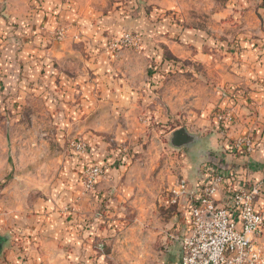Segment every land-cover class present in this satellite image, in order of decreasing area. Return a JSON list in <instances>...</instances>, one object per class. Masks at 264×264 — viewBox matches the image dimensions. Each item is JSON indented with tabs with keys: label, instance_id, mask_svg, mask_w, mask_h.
Here are the masks:
<instances>
[{
	"label": "rangeland",
	"instance_id": "obj_1",
	"mask_svg": "<svg viewBox=\"0 0 264 264\" xmlns=\"http://www.w3.org/2000/svg\"><path fill=\"white\" fill-rule=\"evenodd\" d=\"M262 1L0 0V264H162L167 233H177L140 221L172 215L163 202L169 176L177 177L173 190L183 179L176 157L186 149L172 143L174 131L209 137L194 123L228 127L235 107L264 119ZM251 70V84L218 89ZM94 166L103 169L96 180L112 170L141 173L145 187L131 189L119 214L107 212L85 173ZM49 198L64 243L45 262L42 227L23 229L21 218L10 225L14 215L39 214Z\"/></svg>",
	"mask_w": 264,
	"mask_h": 264
},
{
	"label": "crops",
	"instance_id": "obj_2",
	"mask_svg": "<svg viewBox=\"0 0 264 264\" xmlns=\"http://www.w3.org/2000/svg\"><path fill=\"white\" fill-rule=\"evenodd\" d=\"M105 1L107 0H89V2L94 3H102ZM178 46H182V43ZM170 48H172V50L174 51L178 49L177 45H172L171 43ZM201 55L202 54L200 53L196 56L199 58V56ZM232 76L233 75L226 76L227 78H230L228 79L230 81L226 79V83H224L222 86L218 85V89H224L225 85L227 89H234V87H236L234 85L237 84L238 86L239 84H243V82L251 84L253 81L252 77L256 76V73L252 71L251 73L246 74L244 76V79L240 76ZM238 81H240L239 84L237 83ZM252 93L254 94V92ZM212 100L213 104H217L216 98L212 97ZM231 112L234 113V120L228 127L219 128L218 126H216L217 128L215 129L213 123H211L208 119L203 120L202 123H200V121L194 123V128L196 130H200V126H203L204 128L201 130H205L207 133H209V137L200 138L186 129L188 133L193 136V141L187 145H184L183 147H186V149L191 150L192 154L187 153L188 151H186V149H183V151H181V157H176V162H180L179 169L181 170L182 178L185 179L187 182L186 190L180 195H175L172 190L178 185V181L176 180L177 177L169 176L170 179L168 181L169 183L167 184L168 199L166 200V203L163 202V204H165L166 210L171 207L170 211L172 215H170L167 220H164L163 223L160 222V224H157L159 220H157L156 216L153 217V215H151L153 218H150L148 221H140L142 225L148 224V227H157L165 225L166 228H173L175 230V233H177L176 235H173L172 232L167 233L170 239H165V248L159 252V258H162L164 260L162 264H174L181 260L182 240L184 235L189 231L191 225L189 203L192 199L198 197L201 194L204 184L207 182L208 178L211 175V170L208 169L209 167L217 166L223 171H228L233 176V179L235 178L239 181L248 179L252 182H255L260 180L264 176L263 116L260 115V118H258L257 121L255 118H253V111H246L244 109H237L235 107V109H232ZM259 112H261V110ZM221 133L223 134L221 135ZM223 135H225L226 137H223ZM221 137H223L224 139H222ZM247 137H250L252 139V146L254 147L252 152L243 154L241 152L231 151L229 149L231 141L239 140L241 138L246 139ZM244 146L245 145L243 144V147ZM213 151L217 152V157H215V155L211 157ZM235 152H237L238 154H236ZM240 153L243 155H239ZM205 155L210 156L205 159ZM202 157H204V159H201ZM178 159H180V161H178ZM140 175L126 174L125 171L123 173L114 172V170H112V172H110L109 174H105L104 176L100 177L98 180L95 181L98 185V190H100L98 191V193L100 192L102 200L105 201L107 212L119 214V211H121V202L128 201L127 198L128 195H130L131 189L134 190L135 186H139L138 189H142L145 187V184L143 183ZM134 178L135 183H131ZM128 180L133 186H130L131 184L128 185ZM228 180L229 178H226L224 185H221L220 192L217 195L218 198H223V187L225 186V184H227ZM83 197L86 204V208L84 207L85 211L87 212V214H89L90 212H93L94 208L92 192L85 188V191H83ZM52 207V199H45L41 210L39 209V214H36V216L31 217H28L26 215L19 216L18 214L14 215V222L10 225L11 227L13 226L14 228H16L17 224H15V218L18 219L16 223H20L21 218V224L23 229L42 227L43 233L46 234L44 236H41L42 246L40 248V251L42 253H46V255L41 258L44 261L45 259H47V257L54 259L56 249L59 247L60 242L64 243V241H61V238L58 237L59 235H57L56 233V222H54L55 217L53 214L54 210ZM72 207L75 211V209L79 208V205L73 204ZM257 208L264 213V185L257 201ZM59 209L60 208L57 207L56 211H58ZM140 211L154 212L156 211V209H146V207L141 206ZM34 219H36V222H33ZM106 221V225H109L112 222L119 223L120 219L116 218V220H114L106 218ZM4 227L7 229L8 226L5 225ZM0 237L4 243L5 238L1 234ZM64 238H69V233L64 235ZM78 240L79 239H70V241L68 240V244L76 245L77 243L81 242V240L79 242ZM88 243L89 242H85L84 244L86 253L84 259L86 261H91L92 248L91 245H89L88 247ZM66 256H69L70 258H75L74 254H72V251L67 252ZM101 258V264H105L103 257ZM65 262H67V260ZM46 264L48 263L46 262Z\"/></svg>",
	"mask_w": 264,
	"mask_h": 264
},
{
	"label": "built area",
	"instance_id": "obj_3",
	"mask_svg": "<svg viewBox=\"0 0 264 264\" xmlns=\"http://www.w3.org/2000/svg\"><path fill=\"white\" fill-rule=\"evenodd\" d=\"M249 140L234 141L229 149L250 153ZM208 169L211 175L201 194L189 203L191 225L182 240L181 260L174 264H264V213L257 208L264 176L239 181L217 166ZM102 172L101 166L89 167L85 173L90 186ZM226 178L223 198H218ZM186 186L182 179L173 192L180 195Z\"/></svg>",
	"mask_w": 264,
	"mask_h": 264
},
{
	"label": "water",
	"instance_id": "obj_4",
	"mask_svg": "<svg viewBox=\"0 0 264 264\" xmlns=\"http://www.w3.org/2000/svg\"><path fill=\"white\" fill-rule=\"evenodd\" d=\"M193 141V136L188 133L185 128L178 129L174 131L172 137V143L175 146H184ZM0 247H2L1 237H0Z\"/></svg>",
	"mask_w": 264,
	"mask_h": 264
},
{
	"label": "trees",
	"instance_id": "obj_5",
	"mask_svg": "<svg viewBox=\"0 0 264 264\" xmlns=\"http://www.w3.org/2000/svg\"><path fill=\"white\" fill-rule=\"evenodd\" d=\"M261 7H263V8H264V0L262 1V5H261Z\"/></svg>",
	"mask_w": 264,
	"mask_h": 264
}]
</instances>
